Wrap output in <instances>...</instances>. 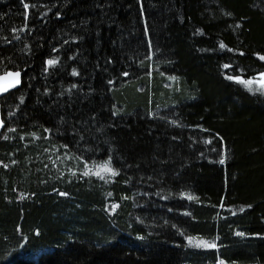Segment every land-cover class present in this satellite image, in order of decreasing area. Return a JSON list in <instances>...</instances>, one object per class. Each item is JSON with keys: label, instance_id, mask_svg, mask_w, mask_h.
<instances>
[{"label": "trees", "instance_id": "trees-1", "mask_svg": "<svg viewBox=\"0 0 264 264\" xmlns=\"http://www.w3.org/2000/svg\"><path fill=\"white\" fill-rule=\"evenodd\" d=\"M261 57L264 0H0V264H264Z\"/></svg>", "mask_w": 264, "mask_h": 264}, {"label": "water", "instance_id": "water-1", "mask_svg": "<svg viewBox=\"0 0 264 264\" xmlns=\"http://www.w3.org/2000/svg\"><path fill=\"white\" fill-rule=\"evenodd\" d=\"M19 74L16 76V74ZM11 74V75H9ZM22 85V74L20 72H8L0 75V100L8 94L17 91ZM5 123L3 121L2 108L0 104V136L4 131Z\"/></svg>", "mask_w": 264, "mask_h": 264}, {"label": "rangeland", "instance_id": "rangeland-1", "mask_svg": "<svg viewBox=\"0 0 264 264\" xmlns=\"http://www.w3.org/2000/svg\"><path fill=\"white\" fill-rule=\"evenodd\" d=\"M247 89L251 92H262L264 94V75L256 80H252L251 84H246Z\"/></svg>", "mask_w": 264, "mask_h": 264}, {"label": "snow or ice", "instance_id": "snow-or-ice-1", "mask_svg": "<svg viewBox=\"0 0 264 264\" xmlns=\"http://www.w3.org/2000/svg\"><path fill=\"white\" fill-rule=\"evenodd\" d=\"M261 59H264V57H261ZM55 61H49V64H52L54 63ZM11 75V74H9ZM19 74L17 73L16 76H18ZM246 83L248 84H251L252 81H247ZM221 163H223V160L220 161ZM104 170L105 171H109V172H112V175H116V173L114 171H112L107 165L104 166ZM87 175V173H85ZM97 175H99V173H97ZM204 246H207V247H215V245H209V244H205Z\"/></svg>", "mask_w": 264, "mask_h": 264}]
</instances>
